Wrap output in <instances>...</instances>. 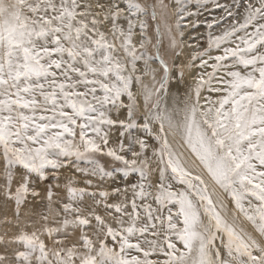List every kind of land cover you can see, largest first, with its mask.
<instances>
[{
    "label": "snow or ice",
    "instance_id": "1",
    "mask_svg": "<svg viewBox=\"0 0 264 264\" xmlns=\"http://www.w3.org/2000/svg\"><path fill=\"white\" fill-rule=\"evenodd\" d=\"M41 189L15 264H264V0H0V198Z\"/></svg>",
    "mask_w": 264,
    "mask_h": 264
},
{
    "label": "rangeland",
    "instance_id": "2",
    "mask_svg": "<svg viewBox=\"0 0 264 264\" xmlns=\"http://www.w3.org/2000/svg\"><path fill=\"white\" fill-rule=\"evenodd\" d=\"M221 2H225V0H221ZM230 2V0H227ZM195 11V9H192ZM221 13L219 10H209L204 12L203 16L199 17V22H203L206 20H211L214 16H219ZM196 19V18H191ZM171 22V21H170ZM220 30H217L216 34H219ZM184 43L181 45L182 50V59L186 60L189 54L192 52V48L188 47L189 43L195 44V41L190 40V37H197L200 41V46L203 47L206 45V35L207 28L206 23H200L198 28H192L191 23L188 24V27L184 30ZM102 163L106 166L110 163L106 158L101 157ZM80 167H89V165L83 161L80 162ZM66 178H71L77 181L76 186L82 187L84 186L81 181L82 177L79 173L75 172V169L71 170H62V182L61 187L59 189H55L56 195L53 197L54 203L53 207L58 208L60 206L59 202L66 201V190L64 189V184L67 182ZM122 178L118 179L116 183H120ZM15 186V185H14ZM43 215H49L47 210V199L46 194L41 189V198L37 200L29 199V203L24 206L21 211V215L19 218L15 215V205L13 202H5L3 198L0 199V237L3 238L4 243L0 244V254H6L11 258V264H15L14 254L16 251L24 250L22 245H18L15 243H8L12 241L21 234V232H26L25 227L23 225L29 224V230L26 232L31 234L32 232H36L39 234L43 228L45 227V221L41 219ZM54 216L49 215V220L47 222L48 226L57 227L58 225L53 223ZM41 239L44 240L46 246L48 248L59 247V245L53 244V241L49 239L46 235L41 236ZM76 239V236L73 235L69 240H65V244H70L73 240Z\"/></svg>",
    "mask_w": 264,
    "mask_h": 264
},
{
    "label": "bare ground",
    "instance_id": "3",
    "mask_svg": "<svg viewBox=\"0 0 264 264\" xmlns=\"http://www.w3.org/2000/svg\"><path fill=\"white\" fill-rule=\"evenodd\" d=\"M189 83H191V80H189ZM181 88H183V86H181ZM173 92L175 93V88H173ZM1 199V198H0ZM22 227H25V231L27 232L29 230V224L27 225H23Z\"/></svg>",
    "mask_w": 264,
    "mask_h": 264
}]
</instances>
